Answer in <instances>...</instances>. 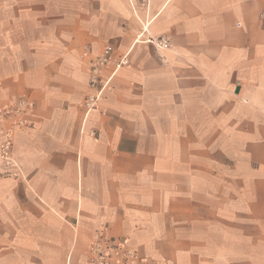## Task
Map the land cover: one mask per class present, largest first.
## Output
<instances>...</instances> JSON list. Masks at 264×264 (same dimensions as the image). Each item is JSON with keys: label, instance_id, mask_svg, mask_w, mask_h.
Here are the masks:
<instances>
[{"label": "crops", "instance_id": "obj_1", "mask_svg": "<svg viewBox=\"0 0 264 264\" xmlns=\"http://www.w3.org/2000/svg\"><path fill=\"white\" fill-rule=\"evenodd\" d=\"M105 45L129 63L86 115ZM21 98L0 264H90L100 231L137 264H264V0H0Z\"/></svg>", "mask_w": 264, "mask_h": 264}, {"label": "built area", "instance_id": "obj_2", "mask_svg": "<svg viewBox=\"0 0 264 264\" xmlns=\"http://www.w3.org/2000/svg\"><path fill=\"white\" fill-rule=\"evenodd\" d=\"M159 45L165 47L167 41L160 39ZM129 63L128 55L114 57V49L111 45H105L102 52L90 61L89 83L91 92L85 101L86 115L99 105L105 91L111 87V81L116 73ZM112 67L110 72L108 69ZM31 102L27 98H21L11 105L0 104V117L6 121L4 139L0 144V177L24 179L25 174L15 156L16 133L28 126L25 119ZM91 256L93 264H137V253L125 248L115 237L105 231L97 232L91 243ZM140 264H144L140 262Z\"/></svg>", "mask_w": 264, "mask_h": 264}, {"label": "rangeland", "instance_id": "obj_3", "mask_svg": "<svg viewBox=\"0 0 264 264\" xmlns=\"http://www.w3.org/2000/svg\"><path fill=\"white\" fill-rule=\"evenodd\" d=\"M96 56V55H95ZM95 56H93V57H95ZM92 57V58H93ZM92 58H90V60H89V64H90V61H91V59ZM89 95V94H88ZM88 95L86 96V98L88 97ZM86 98H85V101H86ZM84 101V102H85ZM133 251H136L135 249H132ZM136 253H137V251H136ZM86 260L85 261H87V262H90V264H93V262H92V256H91V246H90V248H89V251H87L86 252V258H85Z\"/></svg>", "mask_w": 264, "mask_h": 264}]
</instances>
